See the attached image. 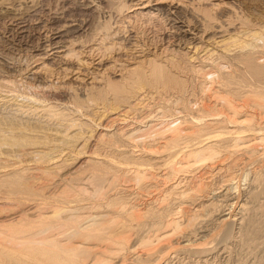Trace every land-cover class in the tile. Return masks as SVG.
I'll use <instances>...</instances> for the list:
<instances>
[{"label": "bare ground", "instance_id": "bare-ground-1", "mask_svg": "<svg viewBox=\"0 0 264 264\" xmlns=\"http://www.w3.org/2000/svg\"><path fill=\"white\" fill-rule=\"evenodd\" d=\"M95 1L93 0V2ZM150 2L151 0H137V4L133 6H136L135 10L146 9L149 7ZM98 5L100 6V4ZM94 7L96 8V6ZM129 8H132V6ZM99 9L96 10L100 11ZM103 16L105 17V15ZM109 16L110 15H107V17ZM174 16H176V14ZM110 22H108L109 25ZM220 28L222 29V27H219V29ZM219 29H215L217 33H224V31ZM240 33L234 35L229 34V36H226L225 34L223 36L220 35L218 37V41L216 39V41L211 42L212 45L208 43L209 46L213 48H210L211 50L209 51H207V46L204 48V51L206 50V52L209 53L207 57L214 58L213 55H216L218 59L220 58L224 60L225 55L232 52L233 49H239V51L247 49L249 53L256 52L262 55L261 58H264V25L259 26V28L256 30L250 29L247 32L242 31ZM60 37L63 36H58V38ZM70 42L73 43L72 41ZM258 42H260V44ZM54 44L56 45V42ZM54 46L52 47L51 45L46 44L45 49H49L47 52L59 50L61 48L64 49L63 44H59L55 47ZM195 46L196 48L194 51L192 49L193 54L187 57L191 64H194V61L198 58L196 54H198V51L200 50V45ZM195 46L193 45V48ZM247 60L248 59L242 58L241 62L251 66L246 62ZM172 63H169L170 67L163 63H157L154 60L144 61L143 64L137 63V67H135L133 70H129V82L126 81V85L122 86L121 88L114 89L108 84L107 88L105 87L106 89L104 88L102 92H95L89 99H87V103H85V105L82 103L81 105H76L73 103L77 108L75 109L77 111H79L81 108L88 109V104H96V106H99L101 101L104 100V93L107 92H111L114 97L122 101L127 100L128 94L130 95V93L133 92L134 94L132 98L134 99L136 94H141L145 89L144 83H146V85L150 88L159 86L165 90H173L174 87L180 86V83L172 76L170 69H180V65H175ZM224 67L225 66L220 65L219 67V65H217L214 69L216 71L209 72L208 70L207 73H204L203 71L207 77L208 74L211 77L209 76L210 79L208 78V81L207 79L203 80V87L201 88V91L204 93H209L210 91L208 90H211L213 87L212 85L215 84V87L219 86V90L223 89L222 91L226 92L223 96V94L217 93V91H220L216 90L217 87H214L216 90L214 93L216 94H214L215 96L213 99L216 98L217 100H214L215 102L217 101V103L218 100H220L223 103L221 105L225 106L226 108H224L226 109V112H228V115H224L225 119L221 117L220 118L223 120L220 121L219 119V116H222L221 114L223 111H220V113L219 110L214 111V105V107H212L211 104L209 105L211 107L205 105V108H202V106V109H200V107L198 109V111L202 110V112L200 111L199 114L201 113L200 115H203L206 113L204 114L205 116L190 117V115L188 116V114H186L187 117L178 119L176 118L175 122H171L170 126H168L169 124L166 125L163 130L160 128V131L152 132L155 130L154 129L151 131V134H144V136L147 135L146 140H143L140 143H138L136 140H132V142L130 140V142H128V139H126L124 135L119 134V138L122 139L121 142H125L124 144L121 143L122 145L119 146H124V148H119V146L116 147V141L112 139L114 138L112 135H103L102 133H99V135L97 134L96 141L94 139L96 143L94 149L95 151L92 149L93 151L89 150L92 151L89 153V155L87 153L85 161V166L87 165V169L86 167L84 168L90 171L89 173H92L95 179L101 180L104 175H108V173L110 175V172H117L119 167L123 168L124 165L129 167L132 166L133 170H135L133 172V177L131 174L129 177H132L131 180H133L135 183L134 187L137 185L138 190L141 188V195L146 193V199L144 198L139 200V194L136 195L137 193H133L135 195L134 197L131 195L133 199H131L129 194L125 196L117 195L118 197L115 198L112 196V198L106 197L107 199L105 198V200H102L101 197L104 194L102 193V195L100 194L101 196L99 195L100 197H98L101 198L100 200L102 201L97 202L99 199H95L97 205L92 208L91 206L96 204L94 199V203L91 205L90 202H88V198L90 199V197L85 198L80 196L84 199H87L88 201H86L89 205H91L89 208V210L91 209L90 215L95 214L96 216L99 215L101 217L103 213H108L107 218H104L106 220L103 219V221L100 220L98 222L94 220L95 223L94 221L92 222L93 219L90 218L92 215L89 216V213L87 214L86 212L82 211L85 209L87 210V204L85 205V203H87L86 201H82V199H79L77 196L78 198L76 197L75 200L72 199L74 200L73 203L75 201H82L84 203L83 206L85 207L79 206L80 203L79 205L77 203L76 204L82 208H75L76 210L72 208L76 206L75 203V206H69V204L72 202L70 200L73 198V194L75 193L74 191L67 189V191H70L69 195H72V197L70 195V200L68 198V200H66V197L62 198L58 195L61 191L60 189L64 188L62 187L63 184L66 183L64 176V179H62L64 183L63 181L59 180L62 183H60L62 188L59 189V192L58 189H56L57 191L51 190L53 189L51 186H53V183L58 181L55 178L59 171H62L64 167L74 164V162L81 156H85L86 152L84 151H86L85 148L87 141L89 138H91L92 134L95 133L93 132L94 128L96 129L98 126H100L99 123L101 122V118L104 116V111L102 114L98 115L99 117H95L96 119H91V116L89 118L86 117L89 119L88 121L93 123L91 125L87 123V120L86 122L82 121L84 118L82 119V112L79 113L81 110L77 112V114H81L82 120H80V116L77 117V114V116L74 114L71 115L72 112L62 110L54 105H51V103L49 104L47 102L48 104H45L46 102L44 103L40 100L28 97L26 101L24 100L25 102L23 101L24 98H22V100H18V103L20 101L24 102L22 105H18V107L16 105L18 103L15 102V106L18 108L17 114H8L9 116L0 115V192H2L5 199L9 201H14L20 205H25L26 202H33L34 206L36 207H31V209L35 208L36 210L35 211L32 209V212L30 211L31 209H21L20 211L16 212L18 215L13 217L14 219L12 218L8 224H2V230H0V264H102V262L108 259L114 260V258L117 259L121 257H123L122 260L124 261V256L128 255L129 253H133L134 249L130 251V249H132L131 247H133V245H130V238L132 237V240H134L133 242H135V246L138 244V247L141 249L142 247L147 248V250L141 253L142 255H137L139 253L135 254L137 257L134 256V261L130 259V262H134V264H146L148 261H152V258L156 257V255H158L159 258V253L163 254V257L158 259L160 263L161 260H168L170 257L178 254L181 251V254L185 253L186 255L185 258L188 261L187 264H264V93H260V89L250 90L247 92L249 94L243 96L247 104L244 105V102L242 104L237 103L239 99L238 97L241 96L237 91L229 89L230 84L229 79L227 78H232V74H222L223 71L225 73L227 71L224 69ZM190 70L194 74L202 73V71H200V69L194 65L190 66ZM201 70L203 69L201 68ZM205 71H207V69ZM254 72L255 73L253 74L258 76L264 71L257 72L254 70ZM203 73V76L201 75L202 77H204ZM221 75L227 76L222 77ZM7 93L11 95V97L14 95L17 97L15 90L13 89H9ZM211 93H213V91ZM8 94L6 96H9ZM144 94L145 93H142L140 95L141 98L139 101H142L144 97H147L148 93L147 95ZM219 94L221 95L220 98ZM135 99L138 100L136 97ZM13 100L16 99L13 98L11 101ZM13 102L11 104H14ZM136 102L138 103V101ZM136 102L134 100V103ZM37 103L39 104L36 105ZM248 105L251 106L252 111L247 109ZM131 109L129 108V110ZM76 110L75 112L73 110V113H76ZM116 110L118 111L117 108L113 109L114 112H116ZM94 111L89 113L94 114L93 117L96 116L98 112H100L98 110L96 112ZM127 112L128 111H125L124 114L128 115ZM226 112L225 114H227ZM18 114L25 116L22 118V116H19ZM88 115H84L83 117ZM123 115L121 114V116ZM207 116L208 118L210 117L207 120H211L212 122L207 121L205 123V117ZM105 147L111 149V151L105 154V159L103 161H100L101 159L97 160L99 157L96 156L97 153H99ZM238 153L245 157V162L243 164L241 163V166L239 165L240 163H236L237 161L235 162V160H233L234 162H232L230 160L236 154L239 156ZM220 159L225 161L228 160L230 161V164L231 162L237 164L227 167L225 170L226 172L230 170H233L234 172L235 170H239L241 173L244 169L245 171L248 170L249 165L250 167L251 165H256L254 169L251 167L253 169L251 185H253L254 191L246 188L250 190V193L245 189L246 192L252 194L249 197L247 193V197H249L250 200L244 204L242 202V204H239L237 200L231 204L229 203L230 205L227 206L228 210H226V208L224 209L228 211L226 214L224 213L225 211L223 212L222 208L227 205V202H225L226 204L222 206L223 204L221 205V203L218 204L217 202H207L209 199L207 200V198H205L206 200L203 202L199 201L197 205L194 204L197 203L198 199L203 196L201 193H205L208 185H206L204 182V177L201 178L200 176L199 179L197 178L198 180L196 184H193V180L191 182V179L187 178V176L190 174L195 173L193 171L203 166L206 167L210 165L212 172L215 170V167H212L211 164L216 163ZM31 164L35 165V168L32 166L34 169L27 167ZM37 165L39 167H36ZM151 168L157 170V172H159V169L166 170V172L160 174V176L152 177L155 175L154 173L151 176L153 173L152 171L151 174H148L150 176L148 177L147 173L150 172V170H153ZM81 169L82 171H86L83 170V168ZM81 169L78 171L82 172ZM220 170L222 169H219L218 171L220 172ZM125 171L127 172V170ZM233 171L232 173L234 174ZM85 174L87 175V173ZM221 174L223 173L221 172ZM224 174L229 175L225 172ZM86 175L85 177L90 174L87 176ZM126 175L124 176L128 177V174ZM71 176L75 178L72 177L74 180L71 181L72 183H69L72 185L74 183L75 185V180H77L79 176L77 175L76 178V176L72 174L68 177L71 178ZM235 176H230V181L236 179ZM52 177L54 179H52ZM227 177L226 179L229 180ZM94 178H92V180ZM210 178L208 177V179ZM45 179H47V181L49 179L50 181L53 180V183L49 184L46 182L45 184ZM152 179L153 183L151 186L145 184V181L148 182L147 180H149V182H151ZM54 180L56 181L54 182ZM66 180H69V178ZM228 180L226 184L228 183ZM194 181L196 182V180ZM93 182L94 180L90 183ZM103 182L105 183V181ZM69 183L67 182L65 184V188L71 187V185L68 186ZM168 183L170 184L167 186ZM229 183L232 184V182ZM74 185L73 187L75 188ZM110 186L113 187L115 185ZM57 187L59 186H54V188ZM149 187L151 189L153 188L154 197L147 199V196L151 194ZM46 189H50L49 191L51 192L48 190V193L45 192ZM227 190L228 189H226V192ZM239 190L240 189L237 191ZM64 191L66 194L68 193L65 189ZM85 191L87 190L85 189ZM44 192L46 194H43ZM52 192L56 193L53 194ZM242 192H244V190ZM49 193L51 194L49 195ZM234 193H236V191ZM76 194L79 193L76 192ZM238 194L240 195V193ZM62 196H64V194ZM218 196H216V198H218ZM224 196L225 195H223V197ZM224 198H226V196ZM236 199H238V197ZM184 203H189L194 207L192 206L193 208H190V206H187L188 210L184 209L185 207H181ZM19 204L17 205L19 206ZM47 207H50L51 210L53 208L51 211L53 213L50 214V210H48ZM60 207L63 208V210L65 209L64 211L66 212V216L65 214L63 217H60V214H58V216L55 215V213L57 214V211H60L56 210V208L59 209ZM46 208L48 212H43V209ZM99 208H101V212L99 211ZM95 209L98 212L94 211L93 213L92 210ZM236 209L238 212L234 214ZM64 211L62 213H64ZM30 214H32L31 217L29 216ZM85 214L87 215L86 219L88 220L82 222L84 221L83 219H85V217H83ZM79 218H81V222L79 221ZM61 227L62 229L60 230H64L62 233L59 230ZM43 228H49V230L51 228L52 230L48 231H52V235L49 233L50 235L46 236V231H44ZM53 228H56L54 232H57V229L59 230L60 233H58L60 236L53 235ZM37 230L44 232V234H46L45 237H43L44 234L42 232V237H39L38 235L40 234H38L39 231L37 232ZM35 231L36 235L38 234L37 237L34 233ZM199 231L200 234L198 235ZM68 233L71 234L69 238L71 237L73 240H75L74 242L70 241L71 243L66 245L61 241V235L63 237ZM201 233H204V236H202ZM31 234H34L35 236H32ZM197 235L201 237L199 238ZM196 236L198 237L197 240L194 238ZM160 238L162 241L164 239H170L168 240V246L166 245L167 241L164 242L166 248L162 246L164 247L162 253L158 251L161 248L148 249V247H150L154 242L159 240L161 242ZM176 238H185L189 242L185 244L182 242V246H179L178 244L174 245L171 243V240ZM192 238H194V240ZM190 239H192L193 242H190ZM177 240L179 241V239H176V241ZM198 240L199 242H197ZM178 241L177 243H179ZM179 261H181V259ZM166 263L168 264V262Z\"/></svg>", "mask_w": 264, "mask_h": 264}, {"label": "rangeland", "instance_id": "rangeland-1", "mask_svg": "<svg viewBox=\"0 0 264 264\" xmlns=\"http://www.w3.org/2000/svg\"><path fill=\"white\" fill-rule=\"evenodd\" d=\"M95 4L97 5L100 4V6L98 5L97 7V5ZM136 4H137V0H98L95 2H93V0H0V86H1L0 87V115L9 116L8 114H17L18 105H22L28 97H32L44 103L46 102L45 104L51 103V105H54L62 110L72 112L71 115L73 114L75 116L78 115L77 117L80 116L79 117L80 120L84 118L82 121L86 122L87 120V123L91 125L93 123H91V121H88L89 119L87 118H89L90 116H91V119L92 118L94 119L95 117H99L98 115L102 114L104 111L103 113L104 116L101 118V122L99 123L100 126H98L96 129L94 128L93 132L95 133L92 134L93 137L91 136V138H89V140L87 141V145L85 148L86 151H84L86 152L85 156L83 157L81 156L74 162V164L68 167H64L62 171H59L58 174H56V178H55L56 180H58L57 181L58 183L55 182L56 180H54L55 183H53V180H52L54 179L53 177L51 179L52 181H50V179L48 180L49 182L47 181V179H45L46 181H44L45 184L46 182L49 184L53 183L52 184L53 186H51V188L53 187V189L50 188L53 191H57L56 189H58V192H59V189L64 187L60 189L61 190L60 192L62 193V195L64 194V196H62L60 192L58 195L61 196L62 198L66 197V200L68 199L70 200V195H71V194L69 195L70 191H67V189L74 191L75 195L71 191L73 194V198H71L70 201L72 202L69 204V206H75L76 203L78 205L80 203L79 206H83L84 203L82 201L87 200V199H84L83 197L85 198L90 197V199L88 198L89 201L88 200L87 201L90 202L91 205L94 203V201L96 203L95 199H99L97 200V202H101L102 200H105L106 197L115 198V197H118L117 195L125 196V195L130 194V196L132 195L134 197L135 193H137L136 195L139 194L138 195L139 200L144 199V198L146 199L145 197L146 193H143L141 195L140 194L142 193L141 188L138 190L137 185L134 187L135 183L133 180H131V178L133 177V172L135 170V169L133 170L132 166L129 167L126 165L127 166L126 167L123 164L124 167L121 165L123 168L119 167V169H117L118 170L117 172H114V173L110 172L111 173L110 175L108 173L109 176L107 174L104 175V177L101 180L99 179L100 181L98 179H95L93 174L89 173L90 171L86 170L87 169L86 167L87 165L85 166L86 156H87V153L89 155V153H91L95 149V144H96L95 141L97 138V134L99 135V133H102L103 135L105 134L112 135L114 137L112 139L116 141V147H118L119 145L121 146L122 144L125 143L124 141L121 142L122 139L119 138L120 136L119 134L124 135L125 138L128 139L127 140L128 142H130V140L131 142L132 140H136L138 141V143H140L143 140L144 141L146 140L147 135L144 136V134L149 135V133L151 134L152 132L160 131L159 130L160 128L163 130V128H165L166 125L169 124L168 126H170L171 122H175L176 118L178 119L182 117H187L186 114H188V116L190 115V117L191 116L192 117L193 116L194 117L203 116L206 113H204L203 115H200L201 113L199 114V112L200 111L202 112V110L198 111L199 107L200 109H202L206 107L205 105L209 106L210 104L212 107L215 106L214 107L215 109L213 108L214 111L215 110H219V112L223 111L221 114L223 117L219 116L220 121L225 119V116L228 115V112H226V109H225L226 107L221 105L223 103L220 100H218V103H220L218 104L217 101L215 102V100L217 99L216 98H214L215 100L213 99V97L215 96L214 94H216L214 92L216 90H219V86H216L217 87L216 88L214 86L215 84L212 85L213 87L211 90L213 91V93H211L212 92L211 90H208L210 91L209 93L208 92L204 93L201 91V88L203 87L202 86L203 80L207 79L208 81L211 77L209 74L207 77V75H205L204 73L205 72L207 73L208 70L209 72L216 71L214 69L217 65H219V67L220 65L225 66L224 69H226L227 71L225 70L226 71L225 73L223 69L222 74H227V73L230 75L232 74V78L228 77L227 79H229V84H230L229 89L237 91L241 96V97H238L239 99H238V102L236 101L237 103L242 104L244 102V105H246L247 102L243 98V96L246 94H249L247 92L250 90L260 89L259 92L264 93V72L262 74H259L258 76H255V74H253L255 73L254 70L257 72L264 71V62H263L264 58H261L262 55L256 52L249 53L247 49L245 50H247L248 52L245 50L239 51V49L232 50L231 48L232 52L226 54L223 60L220 58L218 59L216 55H213L214 58L207 57L209 53H207L206 50L204 51V48L206 46H207V51L211 50L213 47L209 46V44H211V42L213 41H216V39L218 41V37L220 35L221 36H223L224 34L226 36L227 35L229 36V34L234 35L242 31L247 32L250 29L256 30L259 28V26L264 25V0H151V2L149 3V7H147L146 9H140V10H135L136 6L134 7L133 5H136ZM94 6H96V8ZM131 6L132 8H129ZM96 9H99L100 11ZM175 14L176 16H174ZM103 15H105V17H107V15H110V16L107 17L108 18L107 19ZM108 22H110V25ZM219 27H222V29L221 28L220 29L224 31V33L219 34L216 32V30H218ZM61 35L63 37L58 38V36H61ZM70 41H72L73 43H71ZM55 42H56V45L54 44ZM58 43L61 45L63 44L64 49L61 48L55 51L52 50L51 52H47V50L49 49L47 50L45 49L46 44L47 45L49 44L53 47L54 45L58 46L59 45ZM258 43L260 44V42ZM193 45L194 46L200 45L204 47L199 46L200 50L198 49L199 50L198 54H196V56L198 57L197 58L198 60L196 59L194 61V64H191L190 61L187 59V57L193 54V51L196 48V46L193 48ZM204 53H207V54H204ZM242 58L248 59L246 62L249 63L251 66L243 64L241 62ZM149 60H154L157 63H163L169 67H170L169 63H172V62H173L172 64L180 65V69H176V68L170 69L172 76L180 83V86L174 87L173 90H165V89L160 88L159 86L150 88L143 81L145 85L144 86L145 89L142 91V93H145L146 95L148 93L147 97H144L142 99L143 102L139 101V99L141 98L140 95L142 93L138 95L136 94L133 99L132 97L134 93L132 92L130 93V95L128 94L127 100L122 101L114 97L111 94V92H107V93H104V96H103L104 100L101 101V104L99 103L100 105L98 104L99 106H96V104L95 105L88 104L87 105L88 109L81 108L79 106L81 108L80 109L81 111L79 109L78 110L80 112L76 110L77 108L74 106L75 104L81 105L82 103L85 105V103H87L86 102L87 99H89L95 92H98V91L102 92V90L105 87L107 88L108 84L110 87L114 89L121 88L122 86L126 85V83L129 82V79H128L129 70H133L135 67H137L138 66L137 63L143 64L144 61H149ZM193 65L199 68L200 71H202V73L204 71L203 74L205 78L202 77L203 76L202 73L194 74L193 72H191L190 66H193ZM201 68L203 70H201ZM204 69L205 70L207 69V71H205ZM221 76L223 77L224 75H221ZM226 76L227 75H225L224 77ZM214 87L216 88V90L214 89ZM9 89L15 90V94L17 97H15V95L11 97V95L7 93ZM222 90L223 89H220L219 90L220 92L217 91V93L223 94L224 96L226 92ZM7 94L9 96H6ZM135 97L138 100H136ZM220 97L221 95L219 96V98ZM11 98L12 99L15 98L17 101L13 100L14 101L13 102L11 101L12 100ZM22 98H24L23 101L24 100L25 101L24 102L20 101L19 102L20 104H19L18 100L20 99L22 100ZM134 100L135 102L138 101V103L137 102L134 103ZM12 102L14 104H11ZM15 102L18 104H16ZM15 104L17 105V107L15 106ZM38 104L39 103H37L36 105ZM115 108H117L118 111L116 110V112H114L113 109ZM129 108L130 109L134 108L135 110L134 109L129 110ZM247 109L252 111V108L250 105H248ZM73 110L74 112L76 110V113H73ZM94 110L96 111L98 110L100 112H98V114L93 117L94 114H89V113L90 112L92 113ZM125 111H128L127 112L128 115L124 114ZM77 112L79 113L82 112L81 113L83 114L82 119H81V114L79 115V113L77 114ZM225 112L227 114H225ZM121 114L122 115L124 114L123 116L125 115L126 116L123 117L121 116ZM84 115H88V116L83 117ZM19 116H22V115H19ZM24 116H22V118H24ZM208 116L205 117V120H206L205 123L207 121L212 122L211 120H207L210 118V117L208 118ZM220 117L223 119H221ZM219 124H222V123H219ZM219 126H223V125H219ZM71 133H72V130H71ZM140 137H142L143 139ZM120 146L119 148H124V146L122 147ZM89 150H92V151H89ZM109 151H111V149H108L106 147L103 148L99 153H97L96 156L97 157L99 156L97 160L101 159L100 161H103L105 159L104 158L105 154L108 153ZM103 152H104V155H103ZM100 155L103 157H101ZM232 158L230 160L232 162H234L233 160H235V162L237 161L236 163L237 164L240 163L239 164L240 166H241V163L243 164L245 162V157H243L241 154H239V156L236 154ZM222 159L218 160L216 163L211 164L212 167H215L214 168L215 170H213L214 172L213 171L211 172L210 165L206 167L203 166L193 171L195 173H192L193 175L190 174L189 176H187V178L191 179V182L193 180L194 182L193 184H196L197 180L201 176V178L204 177L203 180L206 183V185H208L205 193H201L203 196L200 197L197 203H194V204L197 205L199 201L203 202L204 200H206L205 198H207V200L209 199L207 202H214V203L217 202L218 204L221 203V205L223 204L222 206H224L226 204L225 202H227V205H225L226 207L224 206L222 208L223 212L225 211L224 213L226 214L228 213V211H226L228 210L227 206L235 202L236 200L239 202V204H242V203L244 204L245 202L250 200L249 197L250 195H252L250 194L251 193L250 190L254 191V187L253 185H251L252 184L251 176H253L252 172H253V169L256 167V165L255 166L251 165L253 169L250 167V165L249 167L247 166L249 169L246 171L244 169L241 173L239 170L238 171L235 170L236 173L232 170L234 174L236 175L235 176L231 170H230L231 172L230 171L226 172L225 170L227 169V167H231L233 164H236V163L231 162L230 164V161L228 160L225 161ZM219 162H220V165H219ZM32 166H34L35 168V165H32V164L28 165L27 167L28 168L31 167V169H34L32 168ZM36 167H39V166L37 165ZM84 167H86V169ZM81 168H83V170H86V171H82ZM124 168H128V169H124ZM80 169L82 172L78 171ZM219 169H222V170H220L219 172L218 171ZM125 170H127V172ZM158 171L159 172H157V170H154V169L150 170V172L147 173V176L150 177L148 174H151V173H152L151 176L155 173V175H153L152 177L160 176V174L166 172V170H160V169ZM206 171L207 172L209 171V172L207 173ZM84 172L87 173V175L88 174L90 175L87 176ZM221 172L223 174L225 172L229 175H226V174L223 175L221 174ZM68 173L70 175L73 174L74 176H76V178H77V175L79 176V178L80 177L82 178V179L77 178V180L79 179L78 181L75 180L78 183L74 181L75 185L74 183L73 185L75 186V188L73 187L72 184L69 183L74 179H72L73 176H71V178L68 177L70 176ZM126 174H128V177H126L127 176ZM130 174L132 175L131 178L129 177L131 176ZM85 175L87 177H85ZM63 176L65 177V179L63 178ZM230 176L231 177L235 176L236 179H234L233 181H230ZM208 177L210 179H208ZM221 177H223L225 180ZM226 177L229 178V180L226 179ZM68 178L69 180H66ZM92 178H94L93 179L94 182L90 183L93 181ZM62 179H64L66 183L67 182L69 183L68 186L71 185L70 188L73 187L74 189L73 188L70 189L68 186H67L68 188H65L66 183L63 184L62 186L61 185L62 183L59 181V180L63 181ZM97 180L99 181V183ZM194 180H196V182ZM220 180L224 182H221ZM227 180H228V183L232 182V184L227 183L228 184L227 185L226 184ZM103 181H105V183ZM147 181L149 182V180ZM148 182L145 181V184L151 186V184L153 183V179L151 182L149 183ZM236 183L238 184V186ZM169 184L170 183H168L167 186ZM110 185L112 186L115 185V186L111 187ZM249 185L251 186V188ZM54 186H59V187L54 188ZM236 188L237 190L238 189L240 190L237 191ZM50 189H46L45 192H47V190L49 191ZM64 189L66 190V192H68L67 194L65 193ZM85 189L87 191H85ZM135 189L140 192L136 191ZM150 189L151 188L149 187V191H151L150 192L151 194L147 196V199L154 197L153 188L151 190ZM226 189H228L227 192H226ZM234 189L236 193H234L235 192ZM245 189L250 193L246 192ZM106 190L109 192H107ZM243 190L244 192H242ZM45 192L43 194H46ZM76 192L79 194H76ZM80 192L82 193V195ZM237 192L240 193V195ZM52 193L55 194L56 192H52ZM102 193H104L103 194L104 197L102 196L101 197L102 200H100L101 198H98V197H100ZM105 193L108 196H106ZM247 193L249 197H247ZM50 194L51 193H49V195ZM229 194L230 195L232 194V195L230 196ZM223 195H225L226 198H224L225 196L223 197ZM77 196L79 197V199H82V201L80 202L75 201L74 202L75 204H74L73 201L76 199ZM80 196H83V197H80ZM132 196H131V199H133ZM216 196H218V198H216ZM232 196H235V197L237 196L238 199H236L237 197L235 198ZM228 199H230L231 201ZM242 199L244 202L242 201ZM88 202L85 203V205L87 204L86 206L87 210L85 209L82 211L86 212L87 214L89 213L88 214L89 216L92 215L90 217L93 219L92 222L94 220L96 222L100 220L103 221L105 217L107 218L108 213H103L101 215V217L103 218H101L99 215L96 216L95 214L90 215L91 209L89 210V208L91 205H89ZM17 204L19 203H15L14 201H9L5 199L2 192H0V212H2L0 213V216H1L0 217V228L2 227V224L3 225L4 223L8 224L10 220H12L13 217L18 215V213L16 212L20 211L21 209L23 210L25 208L31 209V207H35L33 202L31 203L26 202L25 205L19 204V206ZM77 204L75 207H72V208L74 209L82 208V207H79ZM96 205L97 203L93 204V206L91 207L93 208ZM187 206L188 207L190 206L191 208L193 205H190L189 203L188 204L184 203L181 207H185L184 209H187L188 208ZM35 208H32V209L35 210ZM47 208L48 210H50L49 211L50 214L53 213L51 212L53 208L52 210L50 207H47ZM47 208L43 209L44 210L43 212H48ZM225 208L226 210H224ZM32 209L30 210L31 212L33 211ZM100 209L101 208H99V211L101 212ZM56 210H60V211H57V214L55 213L56 216H58V214H60V217H63L64 214L66 216V212L64 211L65 209L63 210V208L60 207L59 209L56 208ZM63 211L64 213H62ZM94 211L98 212L96 211V209L92 210L93 213ZM236 212H238L237 209L234 212V214H236ZM29 216L31 217L32 214H30ZM86 216H87L86 214L85 216H83L85 217V219H83L84 221L82 222H85L88 220L86 219ZM80 219L81 218H79V221L81 222ZM45 229L43 228V230L46 231L45 233L47 235L44 234V232H42L43 231L42 229H40L42 230L41 232L44 234L43 237H45V235L46 236H49L50 234L52 235V231L49 232L50 230H52L51 228L50 230L49 228L47 230ZM55 229L56 228H53V235H56V236L57 235L60 236L59 233L60 232L62 233L64 231V230L63 231L60 230L62 229V227L59 228L60 232L58 229L56 230L57 232H54ZM0 230H2V228ZM38 231L39 230H37V232ZM41 232L40 231L38 232V234L40 235L37 234L39 237L40 236L42 237ZM34 233L36 235V231ZM199 234H200V231L198 235ZM35 235L33 234L32 236H35ZM201 235L204 236V233H201ZM65 236H68V237H65ZM65 236L62 237L61 235V241L64 242L66 245L70 244L71 242H74L75 239L73 240V238L71 237L69 238V236H71L70 233L66 234ZM197 236L194 237L196 240L199 237ZM132 238H130V242H131L130 245H133V247H131L132 249H130V251L133 249L134 250H133V253H129L128 255L124 256L125 260L127 261L125 260L123 261L122 260L123 257H121L117 259L114 258V260L108 259L102 262V264L103 263L104 264H122L123 262H124L123 264H131V263L134 264V262H130V261L131 260L134 261V258H135L134 256H136L135 254L139 253L137 255H142L141 253L147 250V248L142 247L141 249L140 247H138V244H136V246L138 247L137 248L134 245L135 242H133L134 240H132ZM194 238L192 239L194 240ZM176 239H179V241L177 240L179 243H177ZM176 239L174 240L172 239L171 243L174 245L178 244L179 246H182V242L184 244L189 242L185 238H183L184 240L182 238H176ZM192 239H190L191 240L190 242H193ZM164 240L162 241L161 239V242L160 240L154 242L152 244L153 247L151 245L150 247H148V249L149 248H155V249L161 248L162 250L159 249L158 251L162 253L164 250V247L166 248L164 242L167 241L166 245L168 246V243H169L168 240L170 239H167V240L164 239ZM197 242H199V240ZM181 252H179L180 254L178 253L176 255H173L168 260H164V259L161 260L160 263L158 259L162 258L163 254L159 253V258H158V255H156V257H154L155 259L152 258L153 260L148 261L146 264L154 263L155 260L156 261L154 264L156 263L167 264L166 262H168V264H173V263L174 264H177V263L184 264V262L185 264H187L188 261L185 258L186 256L185 253L181 254ZM180 259L181 261H179Z\"/></svg>", "mask_w": 264, "mask_h": 264}]
</instances>
